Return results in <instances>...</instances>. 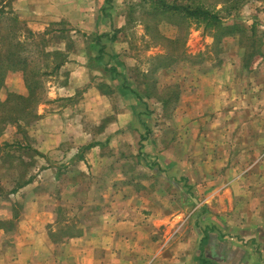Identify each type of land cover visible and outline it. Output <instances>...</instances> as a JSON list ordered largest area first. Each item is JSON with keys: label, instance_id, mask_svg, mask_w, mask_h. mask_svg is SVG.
Instances as JSON below:
<instances>
[{"label": "rangeland", "instance_id": "1", "mask_svg": "<svg viewBox=\"0 0 264 264\" xmlns=\"http://www.w3.org/2000/svg\"><path fill=\"white\" fill-rule=\"evenodd\" d=\"M146 1L118 0L108 8L118 19L107 13L114 34L108 41L124 46L117 56L107 54V64L94 62L96 51L90 59L102 70L91 82L107 80L98 85L108 96L102 104L108 113L82 111L86 131L101 144L92 157L89 143L79 147L87 163L72 156L45 161L35 150L44 134L33 129L36 111L35 119L9 124L0 135V233H27L29 221L54 206L59 221L89 231L116 202L124 206L140 193L151 207L163 202L175 212L182 195L170 188L173 179L199 201L223 190L227 207L230 192L237 204H264V0H182L218 13L220 25L206 28L175 16L158 22ZM23 37L15 38L26 46L22 57L43 71L41 46L54 48L61 39ZM56 76L45 78L44 96ZM114 120L117 128L104 130Z\"/></svg>", "mask_w": 264, "mask_h": 264}, {"label": "crops", "instance_id": "2", "mask_svg": "<svg viewBox=\"0 0 264 264\" xmlns=\"http://www.w3.org/2000/svg\"><path fill=\"white\" fill-rule=\"evenodd\" d=\"M115 4L118 0H3L0 5V9L4 8L1 25L5 20L21 25L9 30L16 37L22 34L27 40L61 39L54 48L41 46L44 53L59 52L66 57L56 74L59 79L54 78L56 81L36 107L38 120L33 129L41 128L36 133L42 135L44 128V134L35 150L46 162L62 163L72 156L74 161L84 163L101 146L97 143L100 139H93V134L86 131L82 111L100 118L108 113V107H102L108 103V96L98 85L107 80L91 82L92 75L101 77V71L92 67L90 59L102 46L100 61L107 64L105 60L112 59L107 54L117 56L124 46L108 41L114 34L109 29L113 21L107 13H112L108 8ZM116 16L113 11L114 20H118ZM3 32L8 30L3 27ZM92 36L94 39H90ZM71 38L76 42L72 43ZM88 38L99 45L85 42ZM31 47L37 50L32 44L29 50ZM62 70L66 72L64 81ZM10 94L26 96L21 72L5 76L0 103ZM75 95L78 98H73ZM124 109L131 114L130 107ZM108 127L117 128L116 120L104 130ZM88 143V155H77L79 147ZM172 185L170 188L179 198L182 195L175 212L169 211L163 202L151 207L144 201L148 195L140 193L141 198L132 196L124 206L116 202L93 221L89 231L59 221L53 205L46 217L29 221L27 233H0V264H264V204H237L230 192L227 207L223 190L199 201L194 191L184 190L178 179H173ZM213 201L219 202L217 206L212 205ZM41 225L46 226V234L34 230L33 226L38 230ZM58 228L60 235L54 233Z\"/></svg>", "mask_w": 264, "mask_h": 264}, {"label": "trees", "instance_id": "3", "mask_svg": "<svg viewBox=\"0 0 264 264\" xmlns=\"http://www.w3.org/2000/svg\"><path fill=\"white\" fill-rule=\"evenodd\" d=\"M2 2L3 0H0V5ZM145 3L154 12L151 13V17L157 18L158 22L164 20L162 16H175L188 22H198V24L204 25V28L215 24L220 25L219 21L221 19L218 13L205 5L198 4L196 1L186 3L182 0H172L171 2L169 0H148ZM3 9H0V19L3 15ZM16 25L17 21L12 20L11 27L6 29L8 32H3V25L0 24V87L8 73L21 72L27 94L26 96L10 94L4 102L0 103V135L9 124H19L21 122L25 124L36 118V107L44 100L45 78L58 74L66 61V57L62 53H42L43 71L39 67L36 69V66L27 57H22V51L26 50V46L16 41L14 33H9L10 29H17ZM93 41L95 45L98 44L97 41ZM102 50L103 47L100 46L94 62H100ZM24 184L19 185L18 188ZM16 191H12L11 194Z\"/></svg>", "mask_w": 264, "mask_h": 264}]
</instances>
